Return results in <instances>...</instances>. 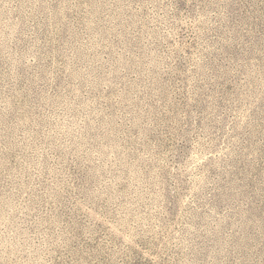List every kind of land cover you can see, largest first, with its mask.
Wrapping results in <instances>:
<instances>
[{"label":"rangeland","instance_id":"374dc122","mask_svg":"<svg viewBox=\"0 0 264 264\" xmlns=\"http://www.w3.org/2000/svg\"><path fill=\"white\" fill-rule=\"evenodd\" d=\"M0 264H264V0H0Z\"/></svg>","mask_w":264,"mask_h":264}]
</instances>
